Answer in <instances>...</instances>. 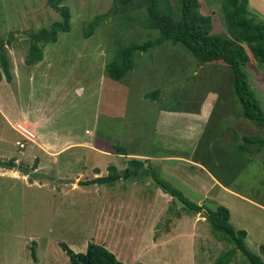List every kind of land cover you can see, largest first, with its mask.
<instances>
[{
	"label": "rangeland",
	"instance_id": "rangeland-1",
	"mask_svg": "<svg viewBox=\"0 0 264 264\" xmlns=\"http://www.w3.org/2000/svg\"><path fill=\"white\" fill-rule=\"evenodd\" d=\"M61 3L70 10V30L60 31L55 43L42 46V60L29 66L25 60L30 34L48 27L60 15L47 0H0V36H13L11 44L5 46L10 70H15L12 74L17 76L32 74L31 81L25 82L19 76L24 83L15 93L3 82L4 78L0 82V164L4 162L0 165V264H68L60 242L75 252H84L89 242H95L128 264H214L222 252L234 246L212 229L206 216L177 209L172 201L164 205L162 194L166 192L158 183L138 179L143 188L137 187L136 196L131 198L126 186L128 179L123 180L125 185L116 194L118 199H112L111 206L115 207L109 214V200L97 191L114 183L72 189L69 179L80 173L88 178L91 166L108 173L106 166L113 163L112 156L96 151L94 144L157 155L161 148L156 142L158 132L154 123L166 116L165 112L175 114L172 120L179 124L183 122L178 113H183V109H194L199 114L198 107L207 102L211 104L206 109L210 111V121L223 117L229 121L235 118L231 114L239 113V132L240 124L249 120L242 115V106L232 91L230 68L222 61L200 63L184 47L166 41L145 52H136L132 68L123 78L113 79L107 75L105 64L114 58L117 47L158 36L157 30L141 26L145 8L137 3L119 7L86 37L85 25L95 15L108 11L113 0ZM200 10L212 16L213 32L227 33L221 0H201ZM244 71L264 111V62L259 64L250 56ZM21 104H44L39 107L44 109L41 126L45 132H53L49 141L71 143L61 151L58 162L22 148L26 140L35 139L24 123L12 125L9 120L19 115ZM205 121L209 122L208 117ZM249 123L253 124L252 120ZM253 126L244 128V135L263 138L264 128L255 122ZM238 149L241 161L232 175L206 166L228 183L231 191L220 192L209 183L206 197L200 199L203 193L199 190L196 197L187 199L208 209L227 207L230 223L236 229L246 230V246L264 261V253L259 249L264 244V144L239 142ZM47 153L55 154L54 149ZM148 172L155 179L168 181L158 176L153 167L139 169V173ZM167 183L178 189L174 183ZM114 188L120 189L117 184ZM122 201L126 202L123 208L118 206ZM133 201L139 205L134 215L138 221L129 212ZM150 206L156 207L158 218L153 229L145 223L150 219ZM173 217V236L159 246L150 245L157 235L171 227L168 220ZM144 241L148 244L142 247ZM31 247L36 259L31 255ZM227 264L251 263L237 250Z\"/></svg>",
	"mask_w": 264,
	"mask_h": 264
},
{
	"label": "trees",
	"instance_id": "trees-1",
	"mask_svg": "<svg viewBox=\"0 0 264 264\" xmlns=\"http://www.w3.org/2000/svg\"><path fill=\"white\" fill-rule=\"evenodd\" d=\"M61 1L47 0L48 5L59 13L60 19L30 34L31 43L25 60L27 64L41 61L42 46L55 43L60 31L70 30V10ZM135 3L145 8L141 26L145 29L157 30L158 36L143 42H130L117 47L114 58L105 64L108 76L117 80L123 78L132 68L136 52H145L163 42L170 41L187 49L200 63L222 61L228 65L232 74V91L242 106V115L264 128V111L253 95L244 71V65L249 61L250 56L259 64L264 62V20L250 14L247 0H221L227 33L212 31L213 18L209 13L200 10L201 0H173V2L171 0H113L112 7L108 11L95 15L85 25L84 36L92 35L96 27L119 7L128 8ZM12 37L3 39L0 36V81L3 78L7 82L11 79L10 62L5 46L11 44ZM153 96H158V91H155ZM246 142L263 145L264 137L246 138ZM115 148L118 153L127 154L123 147ZM10 161L13 162V159ZM131 163H136V160H132L122 173H119L114 166H109L106 176L86 180L82 184L112 183L121 176L125 178L135 176L142 168V162H138L136 166ZM132 167L133 170H131ZM156 181L166 193L176 194L184 200L190 207L185 209L189 211L205 209L206 219L212 229L221 233L224 239L234 246L222 252L214 264H227L237 250L243 253L251 264H264L262 258L246 246V230L236 229L230 223L227 207L218 205L215 209H208L188 200L167 182L161 179ZM171 201L175 206L174 201ZM59 246L68 256V264H128L119 260L105 246L95 242H89L84 252H75L64 242H60ZM31 248V255L36 259L34 248ZM259 249L261 253H264V244H261Z\"/></svg>",
	"mask_w": 264,
	"mask_h": 264
},
{
	"label": "crops",
	"instance_id": "crops-1",
	"mask_svg": "<svg viewBox=\"0 0 264 264\" xmlns=\"http://www.w3.org/2000/svg\"><path fill=\"white\" fill-rule=\"evenodd\" d=\"M247 6L252 16L264 20V0H247ZM256 6H259L260 8ZM27 65L30 66V64ZM10 72V81L7 82L5 79H3L5 80L3 82L7 83L8 87L11 88L13 93H15V91H20L21 85L25 81H31L32 79L31 73H29L28 79V76L19 74V76L24 78V82L22 83L20 77L17 76L18 74H12L13 72L16 73L15 70H10ZM213 96L216 99L219 98L215 94H213ZM43 105L44 104H39L37 106H23L21 104L19 106L22 110L19 112V115L11 117L9 118V120L11 121L12 125L24 123L34 133V137L32 139L35 140H26V148L22 147L23 149H26L25 152H40L43 156H45V158H48L50 160L54 159V161L58 162L59 156L63 154L61 153V151L66 150L67 147L71 145V143H63L62 141H59L55 144L49 141L51 140L49 135L53 132H45L44 127L41 126V119L44 116V109H40L39 107ZM208 105L210 108L211 104H208L207 102L204 105L202 104L200 107H198L199 114H197L194 109H183V113H178L181 117L179 121L183 122L179 124L175 123L174 120H172L175 118V114H171L169 112H165L166 116H161L160 120L155 117V119H157V124L155 125L154 123V130H157L158 132L155 137L157 144L161 148V151L158 152L157 155H151L150 153L145 151L132 152L128 151L127 149L125 150L127 154H122L118 153L116 151L117 149L114 146H107L105 143H102L101 146H97L96 144H94L93 146L96 147V151L103 153L104 155L112 156L113 163L111 164V166H114L119 173H121V171H124L127 166H129L132 160H136V163H131L135 165H137L138 162H142V168L144 170L145 168H147L148 170H150L152 167L155 168L158 176L166 178L168 180L167 182L170 181L174 183L178 187V189L176 187H172L182 192V195L185 198H190V196L192 195L193 197H196L199 190H201L203 193H200L202 195L199 198L202 199L203 197H206L207 191L209 189V183L212 186L216 185L219 188L220 192L231 191L228 187V183H226L223 179H218V177L211 173L209 169L206 168V166L210 165L222 174L228 176L232 175L240 159L238 157V144L239 142L246 143V138H250L244 135L245 133H243V129H248L249 126L254 127V122L252 121L253 124H251L249 123L250 119L246 118L249 121L240 124V127L242 128L238 132L239 113L235 112L234 114H231L235 116V118H230L229 121H226L225 117L221 118V120H218L217 122H215L214 120L210 121V111L208 113V111L206 110ZM207 117L209 122L205 121ZM19 126L20 125H18V127ZM241 131L242 133L240 134ZM28 142H30V144H28ZM86 144L91 145V143L89 142H87ZM29 149H31V151ZM51 149H54L55 154L47 153V151ZM113 150H115L116 152ZM17 151L23 150L18 149ZM109 166L110 165L106 166V170H108ZM106 175L107 174L105 169H101L98 166H91V173L88 178H83L84 176L81 173L76 174L74 175V179H69V183L72 184V189H78L80 187L88 186L98 188V183L83 185L82 182ZM151 177L155 179L153 174L149 172L138 173L137 175L132 176V178H125L121 176L119 179L112 182L114 183L112 186H109L108 188H102V191H100V189L97 191V193H103L104 198L109 200L107 202V209L108 213L110 214L111 212H113L112 206L115 207V205L111 206V201H113L112 199H118V196L116 194L118 192H122L121 187L122 185H125L123 180L128 179V181L126 182V186L128 188L127 191H129V196H131L132 198L133 196H136L135 192L137 191V187H140V189L143 188V185L139 184L138 179H144L148 183L152 182ZM154 183H157V181ZM115 184H117L118 188L120 189L116 190L114 188ZM157 190L160 193L161 190H159V188ZM167 194L168 193L162 194L163 198H165L162 201L164 205L168 204V201L172 200L170 194ZM125 205L126 202L122 201L118 206H121V208H123V206ZM129 208V212L133 213V219H137V215L136 217H134V215L137 214L136 209L138 212L139 205L137 206L135 201H133V204L129 205ZM149 209L150 214H148L147 216H150V219H148V223L147 221L145 223L148 224L149 229H153V227H156L158 224L156 207L150 206ZM175 220L176 219L174 217L169 218L168 223L171 225V227H169V229H166L165 232L157 235L158 237H156L154 241L152 240L150 245L159 246L160 243H162L166 238L173 236V224ZM196 222H200V219ZM132 236V234L127 235L128 238H131ZM154 236L156 235L154 234ZM139 238H141V235L139 236ZM147 244L148 243L144 241L141 242L140 245L144 247Z\"/></svg>",
	"mask_w": 264,
	"mask_h": 264
},
{
	"label": "water",
	"instance_id": "water-1",
	"mask_svg": "<svg viewBox=\"0 0 264 264\" xmlns=\"http://www.w3.org/2000/svg\"><path fill=\"white\" fill-rule=\"evenodd\" d=\"M151 181L152 182H156V180L154 178L151 177ZM165 190V189H164ZM172 200L174 201L175 203V206L177 209H180V208H190L186 202H184V200H182L178 195L176 194H171L170 195ZM196 212H199L200 214H202L203 216H206V211H203V210H197Z\"/></svg>",
	"mask_w": 264,
	"mask_h": 264
}]
</instances>
